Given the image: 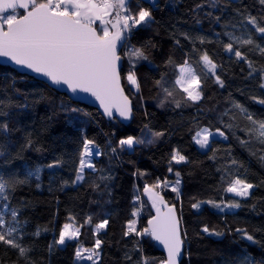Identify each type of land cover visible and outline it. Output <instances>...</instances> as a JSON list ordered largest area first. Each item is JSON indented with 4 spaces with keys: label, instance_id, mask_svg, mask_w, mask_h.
<instances>
[{
    "label": "trees",
    "instance_id": "1",
    "mask_svg": "<svg viewBox=\"0 0 264 264\" xmlns=\"http://www.w3.org/2000/svg\"><path fill=\"white\" fill-rule=\"evenodd\" d=\"M144 2L147 6V0ZM204 2L157 0L158 8L153 10L155 22L130 33L128 46L143 47L148 59L140 60L135 67L139 92L123 79L134 106L133 119L128 124L106 119L99 112H96V121L90 114L91 108L75 103L43 82L0 66V113H6L0 115V122L7 123L9 128L7 133L0 132V145H3L0 148L3 152L0 155V176L23 179L29 170L41 169L39 181L30 178L27 184L16 187L9 193L8 201L9 209L18 210L16 219L22 225L23 233L20 242L31 248L29 255L35 264H77L74 259L76 247H92L96 238L104 241L98 264H138L142 256L149 264H160L166 259L165 255L150 236H124L123 233L126 222L131 219L134 196H140L144 217L148 221L155 210L143 193L144 185H153L157 180L174 183L176 171L181 174L179 200L170 187L162 185L156 191L169 204H175L182 217L186 244L182 264H239V258L246 254L254 259L255 264H264V162L259 159L264 155V144L255 138L247 146L239 143L237 137L249 139L241 131L248 122L241 119L232 107L233 103H239L255 118L264 119V105L257 102L264 99V89L259 86L258 74L249 77L247 64L235 62V57L229 59L222 50L221 41L227 42V37L216 35L225 31L222 27L225 22L239 19L237 8L259 16L264 13V6L258 0L231 1L225 6L226 0H221L216 9L205 5L193 11L195 5ZM135 5L136 0H132L133 12L137 11ZM209 11L213 17L221 16L220 23L205 15ZM197 18L201 23H196ZM227 30L232 31L230 27ZM181 33L193 37L197 49L206 50L223 66L222 70L218 69V74L225 81V87L221 88L209 79L203 83L204 98L198 104L182 108L167 104L161 108L158 107L159 89L155 81L164 73L169 81L175 79L174 66H165V61L171 57L175 64H181L186 54L198 59V54L192 52L193 41L185 39ZM198 36L205 37L206 42L201 44L195 40ZM254 39L264 46V40L258 35L254 34ZM249 47L241 50L248 54L255 67L264 66V55L249 52ZM122 56L123 78L130 70V64L123 52ZM182 95L177 92L176 98L180 99ZM226 109L237 115L233 121L235 135L229 132L228 140L214 142L212 147L218 149L216 158L209 159L213 152L201 151L192 136L202 126L212 130L221 127L218 117ZM224 120L227 121L228 117ZM156 132L164 135L157 138L153 135ZM82 135L95 140L102 155L95 160L96 171H86L84 182L73 185L71 181L78 165ZM130 135L145 140V143L135 145L132 150L121 148L119 140ZM29 137L32 147L25 146ZM148 140L153 143H147ZM173 149L185 155L187 162H172L170 165ZM232 159L239 161L238 165L231 166L232 176L218 171L228 166ZM54 161L61 163L49 168ZM170 166L173 168L171 173L168 171ZM222 175L226 177L223 181ZM235 175L256 185L247 198H238L224 191L228 180ZM64 181L69 183L65 185ZM210 200L217 203L239 201L241 207L234 212H220L206 203ZM198 202H201L200 208L194 209L192 205ZM3 203L0 201V212L6 226H15L11 211L4 210ZM69 216L75 218L76 226L83 224L89 216L92 223L81 227L78 240L61 248L55 240L62 226L72 223ZM105 219L108 225L97 237L93 228ZM204 226L223 235L205 233L202 231ZM237 228L245 229L256 242L237 233ZM38 229L40 235L36 236L34 233ZM49 245H52L51 251ZM136 247L141 251H136ZM126 254L132 259L127 260ZM0 257L16 260L17 254L11 249L5 251V246L0 245Z\"/></svg>",
    "mask_w": 264,
    "mask_h": 264
},
{
    "label": "snow or ice",
    "instance_id": "2",
    "mask_svg": "<svg viewBox=\"0 0 264 264\" xmlns=\"http://www.w3.org/2000/svg\"><path fill=\"white\" fill-rule=\"evenodd\" d=\"M230 2L231 0H226L225 6H228ZM258 2L264 6V0H258ZM220 3L221 0H205L204 3L195 5L193 11H198L205 5L216 9ZM135 6L137 11L133 12L132 0H0V57L7 58L17 66L46 77L53 85H66L72 93L89 94L96 101H99L104 114L110 119L119 117L125 121L129 120L132 118V101L129 96L125 95L121 84V61L123 58L118 49H124V57L128 59L130 64V70L123 79L139 92L140 83L135 67L140 60H147L148 56L143 47L128 46L127 39L134 29L148 27L155 22L153 10L158 8V3L157 0H147L146 6L144 0H136ZM17 9L24 11L21 14L17 12ZM220 10L223 11V8ZM235 11L239 19L235 22H225L222 25L225 31L216 35L217 37L221 35L227 37V42L221 41L222 50L228 54L229 59L235 57V62L247 64L249 77L258 74L261 81L259 86L264 89V66L259 69L255 67L248 54L241 50L245 46H251L248 48L249 52H258L264 55V46L254 39L255 34L264 40V13L257 16L240 8ZM205 15L213 18L216 23L221 21V16L213 17L211 11ZM196 23H201L199 18L196 19ZM229 27L232 31L227 30ZM237 32L240 34L237 35ZM181 35L185 39L193 41L192 52L198 54V59H193L191 54H186L181 64H175L171 57L165 61V66H174L175 79L169 81L167 74L164 73L160 79L155 81V86L159 89L157 94L159 97L158 107L161 108L167 104H172L175 108L198 104L204 98L203 83L209 79L213 80L219 87H225V81L218 74V69L222 70L223 66L219 65L206 50L197 49L194 38L189 34L181 33ZM195 40H199L201 44L206 42V38L202 36L196 37ZM177 92L183 94L180 99L176 98ZM253 99L257 98L254 97ZM257 102L264 105V99H258ZM232 107L237 110L241 119L248 122V125L241 131L249 139L237 137L239 143L242 146H247L250 140L255 138L260 144H264V119L255 118L247 108L239 103H233ZM0 115H6V113H0ZM224 117H228V120L225 121ZM218 119L221 127L212 130L207 126H202L192 136L193 142L200 149L213 152L209 159L216 158L218 149L212 147L214 142L228 140L227 133L229 132L235 135L233 132L234 127H236L233 121L237 119L235 112L226 109ZM147 127L145 125V128ZM8 131V124L0 122V132L7 133ZM153 135L159 138L164 133L156 132ZM118 143L121 148L133 149L135 145L145 143V140L130 135L121 138ZM147 143L151 144L153 141L148 140ZM25 146H33L30 137ZM2 147L3 145H0V148ZM37 150L39 151V149ZM2 154L3 152L0 151V155ZM100 155L102 153L96 141L82 135L78 165L75 169V177L71 181L73 185L84 182L86 169L96 171L93 160ZM228 155H230V150ZM187 159L179 150L173 149L169 164L171 165L172 162L176 164L186 163ZM259 159L264 162V155H260ZM59 163L61 162L54 161L48 167H55ZM238 164L239 161L232 159L228 166L218 169V171L232 176L231 166ZM240 167L243 165L240 164ZM168 171L173 172V168L170 166ZM40 173L41 169L37 167L34 171L29 170L23 179L18 177L5 179L0 176V201L4 202L2 205L4 210L11 211L12 219L15 222V226H6L4 215L0 212V245L5 246V251L11 249L17 254L16 260H5L0 257V264H21V261L24 264H35L29 255L31 248L22 245L20 242L23 233L22 225L16 219L18 210L9 209L8 201L11 191L20 185L27 184L30 178L39 181ZM180 175L179 171L175 172L177 178L174 183L167 180L163 182L157 180L153 185H144L143 193L151 201L155 215L148 219L146 227L137 229V217L143 209V202L140 201L139 195L134 196L132 218L126 222V230L123 233L124 236L147 235L162 244L167 256L166 259L160 261V264H180L184 238L180 227L182 217H178L176 205L169 204L156 189L162 185L165 188L170 187L179 200L181 195ZM225 178V175L221 176L222 181ZM68 183V181H64L65 185ZM39 186L37 184V187ZM254 187L256 185L240 178L239 175H235L228 180L224 191L232 193L236 197L246 198ZM137 203L140 204L139 208L135 207ZM206 203L211 204L220 212L241 207L239 201L217 203L210 200ZM200 206L201 202L192 205L194 209H199ZM69 220L72 223H65L62 226L55 244L63 246L69 241L78 240L81 227L92 223L90 216L80 226H76L74 217L69 216ZM107 225V219L95 224L94 235L98 237ZM202 231L218 236L223 235L222 232L209 229L207 226H204ZM235 231L242 234L248 241L256 242L254 237L248 234L245 229L237 228ZM34 235L39 236L40 230L38 229ZM103 243L102 239L96 238L92 247H84L83 245L76 247L74 259L77 264L80 261L98 264ZM51 248L52 245H49V251ZM135 250L141 251L139 247H136ZM125 258L127 260L132 259L127 254ZM138 264H149V262L147 258L142 256ZM239 264H255V261L246 254L239 258Z\"/></svg>",
    "mask_w": 264,
    "mask_h": 264
},
{
    "label": "water",
    "instance_id": "3",
    "mask_svg": "<svg viewBox=\"0 0 264 264\" xmlns=\"http://www.w3.org/2000/svg\"><path fill=\"white\" fill-rule=\"evenodd\" d=\"M23 11H24L23 9H17V12H23ZM123 50H124L123 48L118 49V51L120 52L121 56H122ZM122 58H123V56H122ZM121 64H122V68H121V76H122V70H123V67H124V58L122 59ZM0 66L12 68V69H14L15 71H17L18 73H20L22 75H25V76L34 78V79H36V80H38L40 82H43V83L47 84L48 86H50L51 88H53L54 90L66 95L67 97H69L75 103H79V104L87 106V107H89L91 109H94L97 112H99L104 118L110 119L109 117H107L104 114L103 108L100 106L99 101H96L95 98L91 97L89 94H84V93H79V92L72 93L71 90L68 89L66 85H53V84L50 83V81L46 77H43V76L38 75L36 73H33L31 70H28V69H26L24 67L17 66L13 62L9 61L7 58L0 57ZM121 84H122V87L124 88L123 78L121 80ZM124 92H125V95H127L125 88H124ZM133 114H134V106H133V103H132V118L129 119V120H126V121L123 120V118H119V117H117L116 119L121 121V122H123L124 124H128V123H130L132 121ZM114 115H116V114L114 113ZM145 196L148 199V196L146 194H145ZM153 215H155V211H154ZM177 215H178V217H180V214H179L178 210H177ZM180 227H181V230H182V236L184 238V228H183L182 219H181ZM155 243L158 246V248L163 252V254L165 255V258H166L167 252L164 249L163 245L160 244L158 241H155ZM185 253H186V244H185V241H184L183 253H182V258H181L180 264H182L183 261H184Z\"/></svg>",
    "mask_w": 264,
    "mask_h": 264
},
{
    "label": "rangeland",
    "instance_id": "4",
    "mask_svg": "<svg viewBox=\"0 0 264 264\" xmlns=\"http://www.w3.org/2000/svg\"><path fill=\"white\" fill-rule=\"evenodd\" d=\"M232 2H242V0H231ZM128 36H130V34L128 35ZM124 53V52H123ZM96 110H94V109H91V111H90V114L91 115H93V116H95V120L97 121L98 120V117H97V115H96ZM223 141V140H222ZM198 146V145H197ZM198 148H199V146H198ZM200 149V148H199ZM130 150H132V149H130ZM201 151H203V152H205V151H208V150H204V149H200ZM100 156H98V157H95L94 158V160H93V163H95V160L96 159H98ZM86 171H90L89 169H86L85 170V172ZM82 183V182H81ZM81 183H78V184H76V185H80ZM254 189V188H253ZM253 189H251L250 190V194H251V192L253 191ZM230 195H233V196H235L234 194H232V193H229ZM236 197V196H235ZM238 198H240V197H238ZM247 198V197H246ZM141 201V200H140ZM210 206H212V205H210ZM133 207H134V205L132 206V209H131V212H132V210H133ZM135 207H137V208H139L140 207V204L139 203H137L136 205H135ZM215 210H217V211H219L218 209H216V208H214ZM234 211H236V209H232V210H225V212H234ZM132 218V217H131ZM137 220H138V223H137V229H142V228H144V227H146L147 226V219L144 217V213H143V209H142V211L140 212V215L137 217ZM105 230V229H104ZM104 230H102L101 232H103ZM142 237V236H141ZM144 237H147V235H145ZM74 241V240H73ZM69 242H71V241H69ZM68 243V242H67ZM67 243L65 244V245H63V246H61V245H58L59 247H61V248H64L66 245H67ZM100 252H101V250H100ZM101 258V257H100ZM100 261V260H99ZM80 263H90L91 264V262H89V261H80Z\"/></svg>",
    "mask_w": 264,
    "mask_h": 264
},
{
    "label": "built area",
    "instance_id": "5",
    "mask_svg": "<svg viewBox=\"0 0 264 264\" xmlns=\"http://www.w3.org/2000/svg\"><path fill=\"white\" fill-rule=\"evenodd\" d=\"M129 39H130V36H128V39H127V45H128ZM123 52H124V50H123Z\"/></svg>",
    "mask_w": 264,
    "mask_h": 264
}]
</instances>
